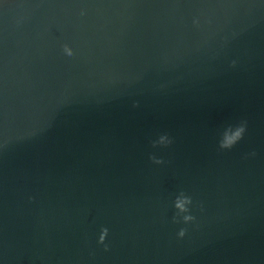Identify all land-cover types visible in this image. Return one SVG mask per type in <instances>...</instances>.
Returning a JSON list of instances; mask_svg holds the SVG:
<instances>
[{
	"label": "water",
	"instance_id": "95a60500",
	"mask_svg": "<svg viewBox=\"0 0 264 264\" xmlns=\"http://www.w3.org/2000/svg\"><path fill=\"white\" fill-rule=\"evenodd\" d=\"M0 260L264 264V0H0Z\"/></svg>",
	"mask_w": 264,
	"mask_h": 264
},
{
	"label": "clouds",
	"instance_id": "9594fccd",
	"mask_svg": "<svg viewBox=\"0 0 264 264\" xmlns=\"http://www.w3.org/2000/svg\"><path fill=\"white\" fill-rule=\"evenodd\" d=\"M81 15H83V13H81ZM63 51H64V54H65V55H70V53H68L67 49H64ZM242 132H243V128L238 129L237 132L235 133V135L232 137V139L229 140L228 143H226V144H224V145H222V146H223V147H228V146H230V144H231L232 142H234L236 139L239 138V136H240V134H241ZM182 203H187V201H183V202H181V204H178L177 206H178V207L182 206ZM184 219H185V221H188V220L191 219V217H189V216H185ZM179 235L182 236V235H183V231H181V233H180ZM103 239H104V235L102 234V235L100 236V240L103 241ZM0 264H3V261H2V260H0Z\"/></svg>",
	"mask_w": 264,
	"mask_h": 264
}]
</instances>
